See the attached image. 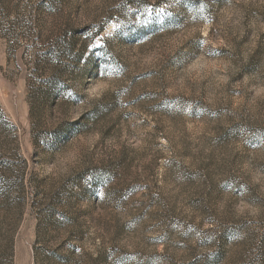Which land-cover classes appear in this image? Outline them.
<instances>
[{
	"label": "rangeland",
	"instance_id": "obj_1",
	"mask_svg": "<svg viewBox=\"0 0 264 264\" xmlns=\"http://www.w3.org/2000/svg\"><path fill=\"white\" fill-rule=\"evenodd\" d=\"M0 264H264V0H0Z\"/></svg>",
	"mask_w": 264,
	"mask_h": 264
},
{
	"label": "trees",
	"instance_id": "obj_2",
	"mask_svg": "<svg viewBox=\"0 0 264 264\" xmlns=\"http://www.w3.org/2000/svg\"><path fill=\"white\" fill-rule=\"evenodd\" d=\"M50 86H52V88H53V90H54V88H55V85L53 84V85H50ZM47 96H48L47 98H50V99H52V98H53V96H52V92H51V91H49Z\"/></svg>",
	"mask_w": 264,
	"mask_h": 264
}]
</instances>
